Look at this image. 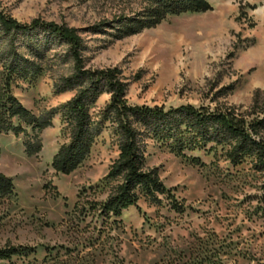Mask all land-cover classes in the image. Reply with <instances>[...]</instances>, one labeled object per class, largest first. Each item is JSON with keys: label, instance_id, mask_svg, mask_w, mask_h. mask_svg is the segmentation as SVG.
Segmentation results:
<instances>
[{"label": "rangeland", "instance_id": "374dc122", "mask_svg": "<svg viewBox=\"0 0 264 264\" xmlns=\"http://www.w3.org/2000/svg\"><path fill=\"white\" fill-rule=\"evenodd\" d=\"M208 2L206 11L169 14L120 39L106 29L83 32L86 66H118L130 104L244 108L255 89L264 92V0ZM0 5L20 22L40 17L76 28L140 7L137 0H0ZM60 49L48 53V62L55 63L38 77L9 83L10 93L35 116L73 94L52 91L53 80L69 70L52 56ZM2 85L0 73V103ZM223 87L227 93L210 101ZM107 101L108 94L98 96L89 109L92 119ZM21 126L25 135L0 131V172L13 183L12 193L0 196V247L28 252L0 264H264L262 177L247 160L232 165L218 151L177 155L147 141L144 164L156 167L167 191L159 201L139 195L118 216L102 220L93 202H103L116 183L105 178L117 156L109 124L68 174L49 165L68 137L59 116L37 133ZM26 140L40 149L27 154Z\"/></svg>", "mask_w": 264, "mask_h": 264}, {"label": "trees", "instance_id": "16d2710c", "mask_svg": "<svg viewBox=\"0 0 264 264\" xmlns=\"http://www.w3.org/2000/svg\"><path fill=\"white\" fill-rule=\"evenodd\" d=\"M137 1L140 7L132 14L84 28L40 17L20 22L0 5V73L3 77L0 131L25 135L26 130L21 126L24 124L37 133L51 125V117L58 115L68 129V137L58 146L49 165L55 173L68 174L88 155L94 138L108 123L117 156L110 163L105 178L116 183L103 202H93L102 220L118 216L133 205L139 195L159 201L157 196L167 191L156 167L147 168L144 164L147 141L177 155L195 150L218 151L232 165L247 160L251 169L262 177L260 198L264 199V92L255 89L244 108L225 103L167 107L130 104L125 98L127 82L118 66H86L84 52L88 46L83 32L96 34L106 29L113 39H120L155 26L169 14L210 9L208 0ZM56 48L61 49L52 56L57 64H68L69 70L53 80L52 91L54 94L73 91V94L44 115L35 116L10 93L9 83L14 79L38 77L55 63L47 59L48 53ZM225 88L219 89L210 101L224 96ZM103 93L108 94V101L94 120L89 109ZM13 117L18 123L10 122ZM30 141H24L27 154L40 149L38 143L33 146ZM190 161L198 162V159L190 158ZM12 190L11 177L0 172V196L9 195ZM24 249L0 247V259L27 253Z\"/></svg>", "mask_w": 264, "mask_h": 264}]
</instances>
